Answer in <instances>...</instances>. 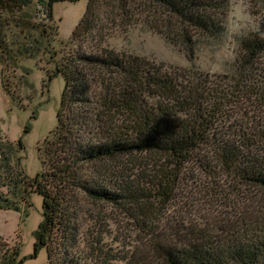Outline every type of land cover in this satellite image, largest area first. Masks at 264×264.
Segmentation results:
<instances>
[{"label":"trees","instance_id":"1","mask_svg":"<svg viewBox=\"0 0 264 264\" xmlns=\"http://www.w3.org/2000/svg\"><path fill=\"white\" fill-rule=\"evenodd\" d=\"M59 1L65 0H0V57L16 63L48 54L54 66L48 81L65 79L41 171L34 177L24 171L22 137L0 138V209L20 211L33 192L42 196L33 255L46 249L47 264H264V71L255 67L264 39L246 35L237 75L227 86L212 84L205 74L98 41L99 9L108 1L88 0L58 57ZM145 1L148 13L159 15L157 29L191 54L201 38L221 36L228 0ZM120 4L128 9L127 1ZM31 8L44 15L40 27L23 15ZM13 26L22 41L9 40L19 34L9 32ZM234 112H241L235 122ZM195 193L192 200L209 212L203 222L185 215L186 196ZM86 203L126 212L144 248L111 245L104 224H84ZM156 206L184 212L155 218ZM20 252V246L6 251L2 264H23Z\"/></svg>","mask_w":264,"mask_h":264},{"label":"rangeland","instance_id":"2","mask_svg":"<svg viewBox=\"0 0 264 264\" xmlns=\"http://www.w3.org/2000/svg\"><path fill=\"white\" fill-rule=\"evenodd\" d=\"M107 1L99 9L98 30L95 35L98 41L102 39L109 47L146 56L166 67H181L193 73L205 74L211 77L212 84L222 80L225 82L224 86H227L226 83L230 82V78L237 75L241 41L245 36L234 41L231 50L220 47L221 36L203 37L196 43L191 54L185 46L174 43L157 29L156 18L159 15L148 13L150 7L146 6L147 1L124 0L130 5L128 9L119 8L120 0ZM87 2L88 0H65L54 4L53 24L57 26L58 32L54 45L60 51L58 57L67 48L66 44L83 17ZM247 2L253 18L261 25V30H264V0H247ZM35 8L28 9L23 15L29 23L40 27V24L45 22L44 15L35 14ZM39 27L36 29L32 27V30L35 35L41 36ZM9 32L19 33L17 36H10L11 43L14 37H19L22 41L21 36L24 33H21L20 27L13 26ZM224 56L233 58L217 66L218 59ZM15 62L8 63L0 57V138L17 141L22 137L25 144V149L22 151V167L29 176L34 177L43 169L42 148L46 138L57 124V112L65 79L62 74H59L50 82L48 81V75L54 67L48 54H39L34 58L18 57ZM255 67L258 72L264 71V55ZM254 77L252 84L260 79L258 73ZM3 80L7 83L10 93L6 90ZM242 106L250 109L249 104H242ZM237 109L239 110V107ZM234 114L233 122L240 119L241 112H234ZM28 123L31 125L30 131L25 132ZM141 158L144 159V157ZM110 164L113 163L110 162ZM119 167H121L120 164ZM138 172L140 169L136 168L134 173L138 174ZM197 173L200 176L204 175L201 172ZM188 190H190L189 186L185 185V193ZM196 196L198 193L191 195V198L186 196L185 215L190 221L203 222L205 217H210L207 215L209 212L201 208L198 199L192 200ZM200 200L204 201L206 197L201 195ZM84 209H86V215L90 214L84 224H104L111 234L107 241L114 247L120 250L144 248V243L137 240L140 236L133 226L134 220L126 212L108 203H86ZM181 211L184 212V209L181 210L177 206L170 207L169 210L156 206L153 217L161 218L165 215L172 217L176 212L179 214ZM41 220L42 196L36 192L31 194L30 203L21 205L20 211L0 209V257L6 251L10 253L14 247L20 246V257H25L23 264H47L46 249L43 248L35 256L33 255L35 230ZM113 235L116 240L112 239ZM0 264H2L1 260Z\"/></svg>","mask_w":264,"mask_h":264},{"label":"clouds","instance_id":"3","mask_svg":"<svg viewBox=\"0 0 264 264\" xmlns=\"http://www.w3.org/2000/svg\"><path fill=\"white\" fill-rule=\"evenodd\" d=\"M221 48L227 47L231 50L234 41L248 35L258 34L264 39V31L249 11L247 0H228V7L225 15L221 18ZM231 56H224L217 61V66L232 59Z\"/></svg>","mask_w":264,"mask_h":264}]
</instances>
